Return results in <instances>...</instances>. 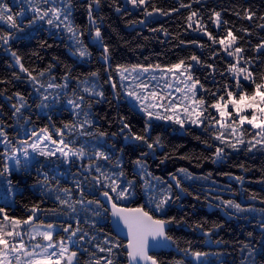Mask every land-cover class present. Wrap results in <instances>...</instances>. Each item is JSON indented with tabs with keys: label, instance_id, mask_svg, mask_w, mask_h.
<instances>
[{
	"label": "snow or ice",
	"instance_id": "obj_1",
	"mask_svg": "<svg viewBox=\"0 0 264 264\" xmlns=\"http://www.w3.org/2000/svg\"><path fill=\"white\" fill-rule=\"evenodd\" d=\"M102 2L87 0L88 24L81 27L73 20L74 0H23L26 7L22 5L15 12L6 0H0V24L7 26L0 31V46L10 52L20 73H24L33 86L36 93L35 108L38 110L36 114L45 111L51 113L58 109L70 111L71 114V119L60 126L49 124L39 131L28 129L26 125L31 124L32 120L31 114L25 115V111L32 105L19 92L13 94L15 102L11 105V118L24 128L28 138L17 139L13 143L6 131L9 126L0 123V144L5 149L0 181L7 184L5 205L0 206V264H80V256L84 253L88 255L86 264H116V258L125 252L128 264H162L159 250L170 249L174 245L183 252L185 258L176 260L174 264H211L209 256H218L219 253L194 249L191 242H187V247H180L179 242L169 234L171 226L179 223L175 216L169 214L171 205L184 196L200 199L198 192L190 191L183 184L185 179L196 178L187 169L180 168L176 174L169 173V181H164L148 169L146 161L148 156H155L157 151H163L165 147L162 137L152 134L160 127V122H170L180 129L188 126L193 132L199 129L206 134L205 139L199 135L194 138L203 143L206 150L214 148V151L210 156L198 159L221 163L228 157L229 150L237 154L242 150L246 153L254 150L264 152V68L257 72L253 67L255 59H245L246 49L239 43H250L246 37L250 38L253 32L249 27H241L235 28V32L243 35H235L233 29L228 27L229 22L221 20V11L211 9L209 18L212 23L217 29L223 24L227 33L217 38L207 30L201 14L191 10V3L181 2L179 8L166 11L155 4L149 8L150 0H124L125 5L143 11L144 18L127 21L129 26H146L154 14L170 16L181 8L189 9L185 17L186 29L202 32L211 41V46L218 43L228 57L234 58L235 62L228 63L225 71L220 74L224 77L226 72L235 81V90L227 82L215 91L206 89L192 75V71L197 65H203L213 73L216 68L213 63L202 61L196 54L166 65L149 63L129 66L117 63L114 69L115 75L119 77L117 83L113 76L112 50L102 33L104 17L96 15L101 11ZM195 2L200 3V0ZM109 6L116 13H120L123 8L125 14H128V9L122 5L114 3ZM232 14L264 31V12L258 13L251 6H234ZM45 25L50 32L54 29L67 34L72 41L71 54L80 60L91 58L89 46L84 42L86 33L90 37V44L102 49L104 71L108 74L104 83L110 84L117 109L123 105L129 114L142 120L140 130H134L129 116L121 115L119 111L108 125L110 129L114 122L119 126L118 131L110 132L97 126V117L92 112L93 105L108 100L103 85L97 82L100 79L99 71L74 75V69L66 65L63 74L57 78L51 74V64L44 70L25 67L22 57L11 49V42L30 39L33 31ZM149 31L162 32L165 36L173 35L163 27L150 28ZM173 39L181 45L206 47L195 40L185 41L179 32L173 35ZM44 44L42 41L40 46ZM251 50L257 56L264 54V39H260ZM217 55V51L212 50L208 59ZM13 76L15 79L21 78L16 73ZM245 81L250 86L248 90H245ZM0 83L7 84L8 81L0 80ZM201 93H207V96ZM108 103L111 104V100ZM48 119L51 121L52 116L49 115ZM245 125H250L256 131L246 130ZM118 138H122L123 142L120 147L116 143ZM128 146L132 147L133 154L139 152L131 160L132 179L128 178L125 171L124 157ZM175 152V148L165 152L160 163L171 158ZM239 167L247 171L243 164ZM33 169L37 177L36 184L43 192L54 196L56 207L41 209L39 205L33 204L26 219L10 216L7 210L8 196L16 189L9 177L13 171L31 175ZM69 175L74 187L62 186L61 178ZM235 179L243 181L242 176ZM205 199L218 201L217 206L226 211L232 210L233 215L257 211L261 214V247L258 251L251 243L242 244L241 264H257L258 256L261 264H264V207H244L241 203L222 199L218 195L209 197L207 193ZM250 199L256 200L257 197L252 195ZM134 200H146V203L128 207ZM260 204L264 205V199L260 200ZM81 213H84L83 220ZM38 214L64 216L67 220L60 226L45 224L43 221L37 224L36 221L40 219ZM73 220L75 227L71 223ZM101 220L113 226L111 231L114 235L105 234L102 244H94L96 252L106 254L97 256L96 252L83 247L85 241H95L96 238L90 236L82 224L95 228ZM24 226L30 230L28 241L24 240ZM197 227L206 241L212 243L211 237L222 225L214 224L205 229L204 225L198 224ZM122 232L126 236V243L121 242L123 237L116 238ZM248 235L251 237L252 233ZM215 243L220 244L222 241Z\"/></svg>",
	"mask_w": 264,
	"mask_h": 264
},
{
	"label": "trees",
	"instance_id": "obj_2",
	"mask_svg": "<svg viewBox=\"0 0 264 264\" xmlns=\"http://www.w3.org/2000/svg\"><path fill=\"white\" fill-rule=\"evenodd\" d=\"M6 2L13 8V11H19L23 5V0H6ZM59 2V0H57ZM191 3L192 11H198L203 19L204 25L215 37L219 38L226 36L225 27L217 29L216 25L212 23L210 17V10L215 9L221 11V20L228 21V27L232 28L235 35H243V33L235 32V28L249 27L253 35L250 38V43L245 44L243 41L239 42L246 49L245 59L252 57L255 59L253 67L257 72L264 68V54L257 56L253 52L252 47L264 39V31L256 29L246 20H240L232 14L234 6H251L253 10L264 12V0H200L196 3L195 0H150L151 4L168 10L169 8H179V4ZM87 0H74L75 8L73 11V20L77 25L86 27ZM119 4L128 9V14H125L123 8L120 13H116L111 4ZM189 9L181 8L179 12L173 13L170 16H160L154 14L150 22L144 25L129 26L127 21L143 19L142 9H132L130 5H125L124 0H103L101 11L96 13L97 16H103L104 20L101 25L102 33L105 42L109 44L112 50V66L113 76L118 83V76L115 75V65L117 63L124 65L144 64L149 63L161 65L171 64L178 59L188 57L196 54L202 61L213 63L216 71L213 73L203 65H197L192 71V75L200 80L206 89L215 91L217 87L223 86L224 83H230L235 90V81L225 72L224 77L221 72H224L228 63L235 62L234 58L228 57L227 54L220 49L219 44L211 46V41L207 39L200 31H192L186 29L185 17L188 15ZM27 21H25L26 23ZM6 25L0 24V31L6 29ZM165 28L170 34L179 32L181 38L185 41L195 40L198 43L205 44L206 47L200 48L192 44L181 45L177 40L173 39V35L165 36L162 32H151L150 28L158 29ZM195 27V24L193 25ZM55 33V35L51 34ZM45 42L41 47V42ZM84 42L89 46L91 58L80 60L71 53L72 41L69 40L67 34L56 32V30H47V26L33 31L31 38L14 40L11 42V49L16 51L21 57L25 67L30 70H44L51 64L52 76L60 77L65 66L74 69V75L84 74L91 71H99L100 79L97 81L102 84L108 100L93 105V115L97 117V126L102 127L108 131H118L119 126L113 122L109 129V121L116 117L117 111L121 115H128L134 126V130L142 128V120L138 116H132L128 113L126 107L121 105L119 109L116 106L115 97L112 95L110 84L104 83L107 79V73L104 71V64L101 58L102 49L90 44V37L85 34ZM48 45H51L49 47ZM211 46V48L209 47ZM217 51L218 55L211 60L208 57L211 51ZM13 73H16L21 78L15 79ZM0 80L8 81L7 84L0 83V123H4L9 127L6 128L8 135L13 139V143L17 139H27L24 128H21L16 121L11 118V105L15 102L14 93L19 92L23 95L30 105L25 115L31 114L32 123L26 125L28 129L35 128L37 131L49 124H56L60 126L63 122L71 119L70 111L58 109L55 112H42L37 115L35 108L36 97L33 86L28 82L26 75L20 73L19 67L11 57L10 52H7L3 46H0ZM245 90H248V82H244ZM207 96V93H201ZM13 97V99H9ZM210 102V101H209ZM214 111V110H213ZM52 116L49 121L48 116ZM107 117L108 119H104ZM22 123V122H21ZM246 130L255 132L249 125L244 126ZM51 131H55L51 129ZM153 136L159 134L162 137L165 145L163 151H157L155 156H148V169L155 175L161 177L164 181H169V173L176 174L180 168H185L189 173L195 177V180H183L185 187H189L190 191L198 192L200 199H193L192 196H184L183 199L173 203L170 207L169 214L177 218L179 223L173 224L169 229V234L172 235L180 244V247H187V242H191L194 249H199L208 253H219L220 255H210L209 261L211 264H241L243 259L241 253V245L244 243H251L259 251L261 247V230L259 227L262 219L261 214L257 211L255 213H245L233 215L232 210H225L217 206L218 201L212 199H205L207 193L209 197L220 196L222 199H231L242 206L249 205L259 209L264 207L260 204V200L264 199V152L254 150L252 153L241 151L238 154L229 150V155L224 162L213 163L210 159H198L202 156H210L211 150H206V147L199 140L194 137L199 135L201 139L206 138L201 130L195 132L188 126L185 129H180L178 125H173L170 122H160V127L153 131ZM30 135V133H29ZM58 139V137H54ZM117 146H122V138H118ZM175 148L176 152L171 158L160 163L165 152H171ZM4 146H0V168H2V154ZM139 155L137 151L132 153V147L128 146L125 151V171L128 173V178L132 179L131 174V160ZM181 156H187V159H181ZM243 164L247 171L243 170L239 165ZM63 171V169H61ZM76 171L75 168L72 169ZM229 173L230 175H225ZM242 176L243 181L238 182L235 177ZM207 177V179H203ZM16 191L13 193V203L8 205V213L10 216L26 219L29 209L33 204H37L41 209H51L56 207L54 196H49L36 184V173L32 170L31 175L22 173H12L9 177ZM182 178V177H181ZM183 179V178H182ZM4 181H0V185ZM62 186L74 187L71 176L61 178ZM6 184V182H4ZM6 192V190H5ZM98 195V193H97ZM252 195L257 197L256 200L250 199ZM2 198V197H0ZM140 203H146V200H134L128 204V207H136ZM5 203L0 201V206ZM40 219L36 223L43 221L45 224L54 223L60 226L67 217L54 216L51 214H38ZM84 218V213H81V220ZM2 219V217H0ZM75 227V221H71ZM204 225L205 229L212 227L214 224L222 225L216 230V233L211 237L212 243H208L203 236L200 228L197 225ZM89 231L90 236H95V241H85L83 247L88 248L90 252H96L94 244H102L105 234L114 235L111 231L110 224L101 220L95 228L83 225ZM252 233L250 237L248 234ZM117 238V237H116ZM118 239V238H117ZM222 241L217 244L215 241ZM122 242V241H121ZM123 243V242H122ZM75 250V249H74ZM97 256H104L105 253L96 252ZM88 259L87 253L80 256V264H86ZM159 259L162 264H174L176 260L184 258L183 252L179 251L174 245L172 248L163 251L159 254ZM116 264H127L126 254L121 253L116 258ZM257 264H261L259 256L257 257Z\"/></svg>",
	"mask_w": 264,
	"mask_h": 264
},
{
	"label": "rangeland",
	"instance_id": "obj_3",
	"mask_svg": "<svg viewBox=\"0 0 264 264\" xmlns=\"http://www.w3.org/2000/svg\"><path fill=\"white\" fill-rule=\"evenodd\" d=\"M118 83H119V77H118ZM0 146H4V145L3 144H0ZM12 173H15L16 174L17 172L13 171ZM5 190H7V184H5L4 182H2V184L0 185V197H2V198H0V201H3L4 203H5V193H6ZM13 196H14L13 193L8 196V205H11L13 203ZM24 227H25L24 240L25 241H28V239H29V231L30 230L27 228V226H24ZM56 238L59 239L58 236ZM37 251H39V250H37Z\"/></svg>",
	"mask_w": 264,
	"mask_h": 264
},
{
	"label": "water",
	"instance_id": "obj_4",
	"mask_svg": "<svg viewBox=\"0 0 264 264\" xmlns=\"http://www.w3.org/2000/svg\"><path fill=\"white\" fill-rule=\"evenodd\" d=\"M110 226H111V228L113 227L111 224H110ZM123 237V239H121ZM118 239H121V241L123 242V243H126V236H125V234L122 232L121 234H120V237H117ZM169 248H166V249H161V250H159V254L161 253V252H163V251H166V250H168ZM125 254H126V252H125ZM126 263L128 264V262H127V257H126Z\"/></svg>",
	"mask_w": 264,
	"mask_h": 264
}]
</instances>
